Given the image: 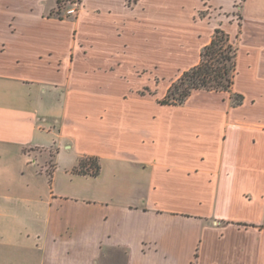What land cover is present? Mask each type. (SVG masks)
Masks as SVG:
<instances>
[{
  "label": "crops",
  "instance_id": "0c3cea01",
  "mask_svg": "<svg viewBox=\"0 0 264 264\" xmlns=\"http://www.w3.org/2000/svg\"><path fill=\"white\" fill-rule=\"evenodd\" d=\"M193 2L81 0L56 16L58 0H0V146L35 155L51 184L40 208H0V264H264V0L237 22L242 101L163 104L178 54L161 24L192 25ZM88 156L99 175L74 172Z\"/></svg>",
  "mask_w": 264,
  "mask_h": 264
},
{
  "label": "rangeland",
  "instance_id": "374dc122",
  "mask_svg": "<svg viewBox=\"0 0 264 264\" xmlns=\"http://www.w3.org/2000/svg\"><path fill=\"white\" fill-rule=\"evenodd\" d=\"M81 0H59L56 7L53 9V15H76L78 12V4ZM165 2L166 0H159V2ZM179 1V0H178ZM186 4V9L191 10L194 8L193 1L196 0H181ZM186 1V2H185ZM199 6L196 9L194 19L192 21V25L186 23V20H182L176 24H161V43L162 46L165 47L171 46L169 43H174L177 48V65L176 71L172 75L171 83L179 78V76L185 71L186 66L183 62H180L179 59H184V55L188 56L192 59V63L199 62L201 59V52L204 47L200 45L204 43L209 38L212 39L213 34L215 32V27H218V23L223 24L226 27V31L230 34V37L234 43L238 45V26L237 22L239 21V15L241 13V4L242 0H198ZM55 0H46V3L51 4L54 3ZM75 7V8H73ZM71 9H76L72 14L69 12ZM162 10H168V8H163ZM234 24V25H233ZM209 30H205V29ZM208 31V32H207ZM187 32V35L198 36L199 38L194 39V42H191L193 39L189 41H185L184 37L182 39L184 41L179 42V37L181 38L182 34ZM181 34V35H180ZM176 35L177 38L174 37ZM193 36V37H194ZM186 38V36H185ZM187 39V38H186ZM210 39V41H211ZM197 41V42H196ZM209 41V42H210ZM190 42L191 45H189ZM200 44H199V43ZM208 42V43H209ZM179 43H186V48L184 46H180ZM207 43V44H208ZM198 47V48H197ZM202 49H201V48ZM200 48V49H199ZM201 50V52H199ZM187 52V53H186ZM163 64V63H162ZM191 68V67H190ZM189 69V68H188ZM175 70V69H174ZM170 79V80H171ZM170 83V84H171ZM168 84V82H162L161 84V94L158 92L159 89L155 88L154 94L156 96L160 95L163 99L165 97L164 87ZM171 86V85H170ZM152 91V88L145 87V90ZM168 91V88L166 89ZM196 93L208 94V90H197L192 93V95ZM219 93V95H223L226 97H230L231 100L234 98L232 91L225 92H215ZM191 95V96H192ZM190 98V97H189ZM175 110V109H174ZM167 111V110H166ZM176 111H183L182 109H176ZM91 156L85 157L84 159L91 163ZM35 155L27 154L26 156L19 155L14 152L13 149L0 146V208L1 209H10L13 207H18L17 201L14 200V197H23L28 198L27 201H23L25 203V208L27 209H35L40 208V203L37 202L39 196H43L48 193L51 184H50V175L48 174L44 164L41 160L34 161ZM54 158L49 161V173L54 168V163L52 162ZM60 166L59 170L60 177L65 176L64 168L67 164H70V159L68 156L63 154L60 158ZM81 169V168H80ZM160 201L167 204H172V201L169 198H165V196L160 197Z\"/></svg>",
  "mask_w": 264,
  "mask_h": 264
},
{
  "label": "trees",
  "instance_id": "16d2710c",
  "mask_svg": "<svg viewBox=\"0 0 264 264\" xmlns=\"http://www.w3.org/2000/svg\"><path fill=\"white\" fill-rule=\"evenodd\" d=\"M244 1L242 0L241 6ZM237 55L238 46L232 41L230 34L223 28L216 27L211 41L201 52L200 61L185 70L171 84L161 102L169 105L182 104L197 90L231 92L237 69ZM233 96L234 102L242 101V95L237 93ZM89 158L91 163L84 158L81 159L74 172L81 175H99L102 168L100 158L96 156Z\"/></svg>",
  "mask_w": 264,
  "mask_h": 264
},
{
  "label": "built area",
  "instance_id": "2783aa9c",
  "mask_svg": "<svg viewBox=\"0 0 264 264\" xmlns=\"http://www.w3.org/2000/svg\"><path fill=\"white\" fill-rule=\"evenodd\" d=\"M76 11V9H71L69 12L70 13H73V12H75Z\"/></svg>",
  "mask_w": 264,
  "mask_h": 264
}]
</instances>
